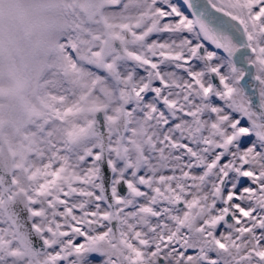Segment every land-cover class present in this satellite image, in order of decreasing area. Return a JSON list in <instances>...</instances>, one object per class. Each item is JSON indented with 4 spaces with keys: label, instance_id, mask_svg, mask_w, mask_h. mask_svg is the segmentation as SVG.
I'll return each instance as SVG.
<instances>
[{
    "label": "snow or ice",
    "instance_id": "obj_1",
    "mask_svg": "<svg viewBox=\"0 0 264 264\" xmlns=\"http://www.w3.org/2000/svg\"><path fill=\"white\" fill-rule=\"evenodd\" d=\"M0 264H264V0H0Z\"/></svg>",
    "mask_w": 264,
    "mask_h": 264
}]
</instances>
